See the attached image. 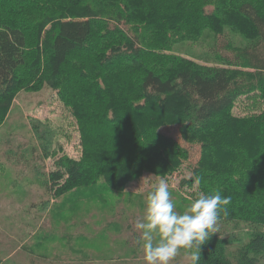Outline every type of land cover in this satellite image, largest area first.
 I'll list each match as a JSON object with an SVG mask.
<instances>
[{"label":"trees","instance_id":"trees-1","mask_svg":"<svg viewBox=\"0 0 264 264\" xmlns=\"http://www.w3.org/2000/svg\"><path fill=\"white\" fill-rule=\"evenodd\" d=\"M65 1L0 0V124L24 87L48 85L61 97L75 96L82 163L51 176L69 175L77 187L96 184L101 162L94 166L107 149H122L112 158L126 161L134 176L153 157V170H178L198 144L193 177L182 183L199 177L201 192L232 197L229 215L219 220L255 225L240 258H231L227 240L214 233L201 247V264H253L263 257L264 113L237 117L232 109L255 90L264 97V0H149L146 9L144 0H98L99 7L69 0L63 10ZM28 7L46 15L27 20ZM207 28L220 35L229 29L256 45L233 48L220 40L231 54L216 52L213 65L174 53L177 43L196 41ZM137 67L142 80L134 91L128 77ZM163 124L177 125L190 146L162 132ZM233 156L239 164H229ZM124 183L119 178L118 186Z\"/></svg>","mask_w":264,"mask_h":264},{"label":"rangeland","instance_id":"rangeland-1","mask_svg":"<svg viewBox=\"0 0 264 264\" xmlns=\"http://www.w3.org/2000/svg\"><path fill=\"white\" fill-rule=\"evenodd\" d=\"M68 1L59 7L65 10ZM148 1L144 0V9ZM210 1L200 0L202 4ZM88 3L100 6L98 0ZM45 15L46 10L26 9L27 20ZM220 40L233 48L256 45L255 40L229 29L220 35L207 28L200 39L177 43L174 53L213 65L218 61L216 52L231 54L222 49ZM130 73L128 86L138 91L141 72L137 67ZM74 98L61 97L48 85L38 90L24 87L0 124V264H146L136 243L140 233L134 225L143 219L145 197L152 185L163 175L179 212L201 193L198 184L182 183L193 177L192 168L201 153L198 144L192 145L183 165L170 173L153 170V157L152 162L139 166L138 174L130 176L132 167L123 159L115 162L119 156L115 161L112 158L122 149H107L100 158L95 155L99 161L94 167L101 162V168L92 178L96 183L93 186L77 187L69 175L54 181L52 171L82 163L83 125L74 113ZM232 113L237 117L260 115L264 113V97L259 90L243 95ZM161 131L172 133L183 146H190L181 139L177 125L163 124ZM239 160L234 157L229 164L237 165ZM119 178L125 181L123 186H118ZM254 227V221H218L217 233L227 240L224 245L231 258H240ZM184 251L181 249L170 264H189ZM253 264H264V256H258Z\"/></svg>","mask_w":264,"mask_h":264},{"label":"clouds","instance_id":"clouds-1","mask_svg":"<svg viewBox=\"0 0 264 264\" xmlns=\"http://www.w3.org/2000/svg\"><path fill=\"white\" fill-rule=\"evenodd\" d=\"M195 183H200L199 177ZM231 201V196L219 191L201 192L179 212L170 185L161 175L145 197L143 219L134 225L146 264H170L181 249L189 264H201V247L217 233L220 214L229 215Z\"/></svg>","mask_w":264,"mask_h":264}]
</instances>
